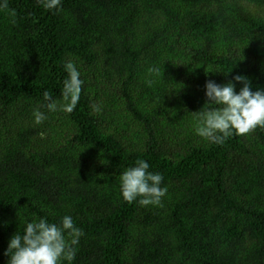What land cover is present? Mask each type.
<instances>
[{
  "label": "trees",
  "instance_id": "trees-1",
  "mask_svg": "<svg viewBox=\"0 0 264 264\" xmlns=\"http://www.w3.org/2000/svg\"><path fill=\"white\" fill-rule=\"evenodd\" d=\"M68 60L84 80L80 101L50 113L43 93L61 100ZM236 75L264 89V0H62L59 12L9 0L0 264L26 220L65 215L83 231L73 264H264V129L223 144L195 132L206 82ZM138 160L163 176L159 205L120 193L121 172Z\"/></svg>",
  "mask_w": 264,
  "mask_h": 264
},
{
  "label": "clouds",
  "instance_id": "clouds-1",
  "mask_svg": "<svg viewBox=\"0 0 264 264\" xmlns=\"http://www.w3.org/2000/svg\"><path fill=\"white\" fill-rule=\"evenodd\" d=\"M37 2L49 11L62 10V0ZM0 12H9V0H0ZM10 15L14 17L15 14L10 12ZM63 67L67 77L63 81L61 100L53 99L48 91L43 93L42 107L50 113L60 111L70 114L80 101L84 85L81 72L72 60L66 61ZM149 73L159 76L160 68L151 67ZM233 81L242 84L239 91ZM205 95L209 107L197 112L195 132L210 143L223 144L234 134L243 136L258 127L264 129V89L253 91L247 76L236 75L224 84L208 80ZM93 110L99 112L101 109L94 105ZM33 116L36 124H42L47 119L40 108L34 109ZM149 167L147 161L138 160L134 166L121 172L120 193L126 202L132 203L139 198L142 206L161 204L167 188L161 187L163 176L149 171ZM82 235V229L75 225L70 215L61 217L58 223L49 222L44 217H33L25 221L22 233L16 231L11 236L5 251L7 264H64L65 261L73 264L76 246Z\"/></svg>",
  "mask_w": 264,
  "mask_h": 264
}]
</instances>
